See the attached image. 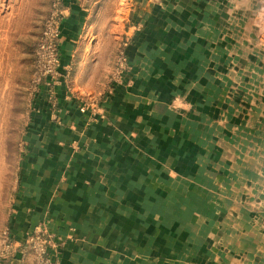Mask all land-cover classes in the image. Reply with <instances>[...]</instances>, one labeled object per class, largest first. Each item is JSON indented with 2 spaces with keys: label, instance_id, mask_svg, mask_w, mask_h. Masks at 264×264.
<instances>
[{
  "label": "crops",
  "instance_id": "0c3cea01",
  "mask_svg": "<svg viewBox=\"0 0 264 264\" xmlns=\"http://www.w3.org/2000/svg\"><path fill=\"white\" fill-rule=\"evenodd\" d=\"M64 3L62 77L30 108L0 264H32L40 225L58 264H264V0H130L128 68L104 91L86 9Z\"/></svg>",
  "mask_w": 264,
  "mask_h": 264
},
{
  "label": "rangeland",
  "instance_id": "374dc122",
  "mask_svg": "<svg viewBox=\"0 0 264 264\" xmlns=\"http://www.w3.org/2000/svg\"><path fill=\"white\" fill-rule=\"evenodd\" d=\"M64 2L62 9L67 8ZM123 3L124 0H79V4L86 9V32L83 38L89 44L90 59H94V63L99 61L95 73L99 77L108 71L107 79L103 76L98 85V88L104 85L103 91L109 85L108 80L114 79L117 73L122 45L125 46L127 42L129 46L132 38H135V31L129 35L123 34L122 27H117L120 25ZM51 5L52 0H0V232L5 229L6 211L8 208L9 214L24 152L23 135L32 102L36 38L43 30ZM125 12V16L122 14L124 23L130 13V0ZM64 25L63 18L62 31ZM137 31L144 30L138 26L136 36ZM61 48L63 52L62 43ZM102 57L114 58V68L107 70L101 66ZM103 91L97 95L101 96ZM90 97L93 98L94 94Z\"/></svg>",
  "mask_w": 264,
  "mask_h": 264
},
{
  "label": "built area",
  "instance_id": "2783aa9c",
  "mask_svg": "<svg viewBox=\"0 0 264 264\" xmlns=\"http://www.w3.org/2000/svg\"><path fill=\"white\" fill-rule=\"evenodd\" d=\"M64 0H52L51 10L44 24L43 30L37 38L35 44V71L32 79V104L39 99L44 92V87L49 86L50 97H55L56 84L61 81V64H62V20L64 18V9L61 8ZM122 45L119 59L117 61V73L114 77L120 78V73L128 68L129 58L126 51L127 42ZM80 109L86 111L92 106L93 101L87 98H81ZM100 107V106H99ZM98 107V108H99ZM3 246L1 250L11 252L16 249L17 244L11 235L9 229L4 232ZM28 252L33 255L32 264H58L53 253L55 246V237L52 233L40 225L22 244ZM25 264V263H21Z\"/></svg>",
  "mask_w": 264,
  "mask_h": 264
},
{
  "label": "bare ground",
  "instance_id": "6f19581e",
  "mask_svg": "<svg viewBox=\"0 0 264 264\" xmlns=\"http://www.w3.org/2000/svg\"><path fill=\"white\" fill-rule=\"evenodd\" d=\"M127 3H128V0H124V3L122 5V13H120V16H119V23L122 24V19L124 18L125 14L123 12H125L127 10ZM110 4V3H109ZM126 13V12H125ZM122 14H124V16H122Z\"/></svg>",
  "mask_w": 264,
  "mask_h": 264
}]
</instances>
